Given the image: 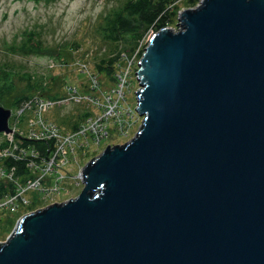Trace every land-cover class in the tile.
<instances>
[{
    "label": "water",
    "instance_id": "water-1",
    "mask_svg": "<svg viewBox=\"0 0 264 264\" xmlns=\"http://www.w3.org/2000/svg\"><path fill=\"white\" fill-rule=\"evenodd\" d=\"M178 26L138 62L135 136L21 216L0 264H264V0H200Z\"/></svg>",
    "mask_w": 264,
    "mask_h": 264
},
{
    "label": "rangeland",
    "instance_id": "rangeland-1",
    "mask_svg": "<svg viewBox=\"0 0 264 264\" xmlns=\"http://www.w3.org/2000/svg\"><path fill=\"white\" fill-rule=\"evenodd\" d=\"M122 1L52 0L51 2H34L32 0H0V65L7 70L5 73H11L10 76L13 78L15 87L14 93L7 94L0 100V106L11 110L10 102L12 99L22 94L34 93L27 92V89L30 84L39 79L43 84L45 81L48 84L50 76H57L58 81L54 88L53 84L50 83L52 91H54L61 88L60 81L62 84H73L81 87L82 83L89 78L86 74H98L94 67V58L95 56H102L104 52L107 54L109 45H104L97 38L95 35L96 26L111 8ZM199 2L190 5L187 0H175L169 6V12L172 14L167 27L178 31L179 13L196 7ZM26 32L35 33L38 41L47 50L25 55L19 46L23 44L24 41L20 40L23 39ZM153 33L154 31H150L146 34L139 48L123 65L124 67L119 70V74H125V77L122 79L124 91L118 94L121 95L118 98L124 97V100L116 101V95L111 94L117 103H114L109 111V117L112 116L111 120L114 122L110 120L109 127H106L98 138L90 139L84 150H74V156L70 159L67 167L72 174L77 175L92 158L100 155L107 146L131 140L139 130L143 118L136 112L135 92L139 85L135 73L141 58L140 52L144 51ZM12 48H16L14 52ZM82 65H86L88 71H81ZM26 75L33 76V82L30 83L25 80ZM99 81L106 90L116 85L111 83L110 78L103 74L99 75ZM114 89H119V86ZM100 93L102 95V89H100ZM92 94H97V92ZM78 108L77 106L63 107L46 115L55 119L58 122V127L65 130L66 127H72L74 125L72 122L77 120L76 116L74 117L72 114ZM66 117H69L70 120ZM9 122H11V118ZM19 128L22 132L26 131V123H21ZM6 139L4 135L0 134V143ZM28 154H31V151ZM67 179L63 180L67 191H62L59 196L47 198L38 191H32L28 193V197L33 199L34 203H29L27 207H22L17 212L0 213V242H4L8 238L16 221L21 216L55 203H63L76 198L83 190V184L77 187L75 182L73 184Z\"/></svg>",
    "mask_w": 264,
    "mask_h": 264
},
{
    "label": "built area",
    "instance_id": "built-area-1",
    "mask_svg": "<svg viewBox=\"0 0 264 264\" xmlns=\"http://www.w3.org/2000/svg\"><path fill=\"white\" fill-rule=\"evenodd\" d=\"M81 71H88L86 65H82ZM89 76L81 87L73 84H65L62 88L65 96L60 99H49L38 93H33L13 113L9 128L11 132L4 135L10 144L0 149V181L8 187L7 192L0 197V213L17 212L20 208L27 207L34 200L28 197V193L38 191L44 197L59 196L62 191H67L64 181L75 182V186H81V171L75 175L68 170L69 161L74 156V150H84L90 139L98 138L106 127L111 124L109 111L114 103L111 94L116 95V101L124 100L118 95L124 91L122 79L125 74H115L117 82L115 87L107 90L101 86L100 74H86ZM86 86L89 92H83ZM108 87V85H105ZM102 89V95L100 93ZM97 92V94H92ZM98 95V96H96ZM105 97L103 100L101 98ZM117 104V103H116ZM79 107L73 111L72 116L89 113L81 121H74L75 128L66 127L62 130L58 122L47 117L46 114L63 107ZM111 106V107H110ZM110 107V108H109ZM114 122V120H111ZM21 123H26L27 130L21 131ZM123 129V128H122ZM25 139L50 143V148L43 154L32 146H24ZM83 138V140H82ZM83 143V144H82ZM31 151V154H28ZM4 158H12L15 162H23L24 169L17 174V166L8 167L4 164ZM70 169V168H69ZM64 180V181H63ZM63 181V182H62ZM1 222V219H0Z\"/></svg>",
    "mask_w": 264,
    "mask_h": 264
},
{
    "label": "trees",
    "instance_id": "trees-1",
    "mask_svg": "<svg viewBox=\"0 0 264 264\" xmlns=\"http://www.w3.org/2000/svg\"><path fill=\"white\" fill-rule=\"evenodd\" d=\"M34 2H51L52 0H32ZM175 0H123L113 8H111L101 19L96 26L95 35L99 38L104 45H109V50L106 54L104 52L102 56H95L94 67L98 74H103L110 78L111 83L117 82L115 74H119V70L124 67L125 63L132 54L137 50L141 42L145 39L146 34L150 31H158L164 27H167L170 19L169 6ZM200 0H187L190 5H195ZM24 41L19 47L25 55L31 53H40L47 50L41 42L38 41L37 36L33 32L24 33ZM17 48V47H16ZM16 48H12V51ZM144 52V51H143ZM143 52H140L142 56ZM60 59V57H59ZM7 71L5 67L0 65V100L7 94L15 92L13 78L10 76L11 73H5ZM34 77L26 75L24 77L28 82H33ZM47 79V78H46ZM49 83L41 80L34 81L30 84L27 92L38 93L49 99H60L65 96L62 88L65 84H62L59 89L52 91L58 81L57 76H50ZM60 80V79H59ZM51 83V84H50ZM43 84V85H42ZM45 85V86H44ZM47 85V86H46ZM83 92H89L86 86L82 88ZM37 91V92H35ZM33 94V93H32ZM32 94L15 96L10 102L11 111L15 112L19 106L28 99ZM89 113H81L76 118L78 121L83 120ZM13 118V116H12ZM67 118V117H66ZM70 120V118H68ZM69 123V122H68ZM76 123L72 126L75 128ZM24 146H32L38 152L43 154L46 153L47 149L50 148V143L40 142L35 140L25 139ZM10 144L8 139L0 143V149L7 147ZM4 164L8 167L17 166V174H19L25 167L23 162H15L12 158H4ZM7 188L2 182L0 183V197L7 192Z\"/></svg>",
    "mask_w": 264,
    "mask_h": 264
},
{
    "label": "bare ground",
    "instance_id": "bare-ground-1",
    "mask_svg": "<svg viewBox=\"0 0 264 264\" xmlns=\"http://www.w3.org/2000/svg\"><path fill=\"white\" fill-rule=\"evenodd\" d=\"M82 140H83V138H82ZM83 144V143H82Z\"/></svg>",
    "mask_w": 264,
    "mask_h": 264
}]
</instances>
